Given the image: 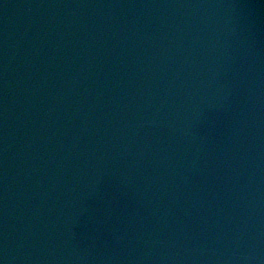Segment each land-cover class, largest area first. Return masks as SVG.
<instances>
[{
	"label": "water",
	"instance_id": "obj_1",
	"mask_svg": "<svg viewBox=\"0 0 264 264\" xmlns=\"http://www.w3.org/2000/svg\"><path fill=\"white\" fill-rule=\"evenodd\" d=\"M0 264H264V0H0Z\"/></svg>",
	"mask_w": 264,
	"mask_h": 264
}]
</instances>
